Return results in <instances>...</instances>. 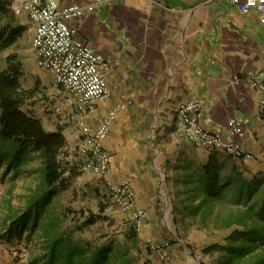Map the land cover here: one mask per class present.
I'll use <instances>...</instances> for the list:
<instances>
[{
	"label": "crops",
	"instance_id": "0c3cea01",
	"mask_svg": "<svg viewBox=\"0 0 264 264\" xmlns=\"http://www.w3.org/2000/svg\"><path fill=\"white\" fill-rule=\"evenodd\" d=\"M51 1L85 8L82 17L71 21L78 29L75 37L112 63L111 95L96 102L90 122L97 127L116 110L105 140L111 154L107 177L114 184L128 179L136 191L134 207L147 210L140 238L162 241L174 229L186 228L188 242L206 249L215 243L206 235V226L174 222L201 200L189 197L200 185V173L213 167L222 179L233 176L235 182L245 180L264 188V114L259 113V93L252 87L254 78L264 76V19L223 0H41ZM12 3L15 7L18 0ZM23 17L29 22L27 13ZM55 85L53 113L43 109L30 113L47 130L61 131L73 151L81 137L79 112L73 98ZM190 100L202 106L205 125L226 138H238L230 131V120L242 122L243 142L255 158L208 151L189 140L177 118L180 104ZM4 211L0 264H29V258L21 262L9 252L14 240L24 243L26 237L11 241L2 237L13 217L10 210ZM39 238L36 243L46 248L47 261L51 239ZM183 245H172L176 264L207 260L205 252L196 255ZM39 253L35 264L43 261Z\"/></svg>",
	"mask_w": 264,
	"mask_h": 264
},
{
	"label": "trees",
	"instance_id": "16d2710c",
	"mask_svg": "<svg viewBox=\"0 0 264 264\" xmlns=\"http://www.w3.org/2000/svg\"><path fill=\"white\" fill-rule=\"evenodd\" d=\"M8 5L0 1V13L8 11ZM25 30L23 24H7L0 30V47L12 45ZM23 63L15 54L7 58V65L0 70V166L7 164L6 172L15 169L13 177L20 174L24 166L37 161L35 169L41 181L28 197L27 207L11 218L2 237L11 241L22 238L26 230L32 236L45 217L51 218L42 226V235L50 238L46 264H137L128 251L114 242H108L95 249L90 255L82 243L71 241L68 233L60 230L58 218L51 217V204L59 185H67L76 170L67 159L68 143L61 131H49L42 120L24 109L34 91L26 89L21 81ZM200 185L194 189L192 199L201 197L198 211L210 202H220L230 208L226 219L219 220L228 228L241 224L227 237L225 244L214 243L206 251L217 250L221 264H264V191L258 185L245 180L234 181L233 176L222 179L218 169L209 167L198 177ZM189 189L187 193H190ZM106 206L100 204V213H83L85 226L102 219ZM208 209H206L207 211ZM207 212L204 214L206 215ZM128 238L137 240L138 232L133 222ZM65 236V237H64Z\"/></svg>",
	"mask_w": 264,
	"mask_h": 264
},
{
	"label": "built area",
	"instance_id": "2783aa9c",
	"mask_svg": "<svg viewBox=\"0 0 264 264\" xmlns=\"http://www.w3.org/2000/svg\"><path fill=\"white\" fill-rule=\"evenodd\" d=\"M223 1L230 2L244 14L256 13L264 19V0ZM15 10L18 13L27 12L34 25L33 48L38 65L53 74L56 84L73 98L79 112L81 137L78 155L82 170L94 172L104 179L112 202L128 214L138 230L143 229L147 210L134 207L136 191L131 182L124 179L114 184L107 177L111 154L105 148V140L116 110L97 127L90 122L96 102L111 95L108 76L112 63L90 44L75 37L78 29L71 21L82 17L85 8L78 4L61 7L52 1L43 3L41 0H18ZM252 87L259 93V113L264 114V76L254 78ZM204 116L199 102H184L178 108V127L189 140L208 151L221 150L240 159L255 158L243 142L246 130L242 122L236 118L230 120V131L238 138L229 139L221 132L207 127ZM146 245L155 257L151 264H176L169 240L147 238ZM9 252L13 258L26 262L27 251L23 245L9 248Z\"/></svg>",
	"mask_w": 264,
	"mask_h": 264
},
{
	"label": "rangeland",
	"instance_id": "374dc122",
	"mask_svg": "<svg viewBox=\"0 0 264 264\" xmlns=\"http://www.w3.org/2000/svg\"><path fill=\"white\" fill-rule=\"evenodd\" d=\"M0 1L7 4L9 8L8 11L0 13V30L9 23L13 25L23 24L25 26L23 34L12 45L0 47V70L6 67L7 58L10 55H17L23 63L24 74L21 78L22 84L26 89L34 91L32 98L27 102L24 109L29 113L31 110L37 112L39 109H43L47 113H53V110L56 109V82L47 70L41 68L36 61L33 48L35 37L34 25L27 12L25 13L29 17V22L26 23L23 17L24 12L18 13L12 1ZM58 87L63 90L60 86ZM67 159L76 172L67 181L68 183L65 187L61 185L57 187L56 196L51 204V217L58 218L60 230L68 233L67 237L69 239L71 237V241L82 243L83 247L88 251V255L95 251L96 248L108 242H114L123 251H128L129 256L133 257V260L137 264L153 263L155 257L146 245L147 239L140 238L142 229H137L138 238L136 241L129 239L127 233L132 226V221L112 202L109 188L104 186L105 184L100 180V177L94 172L82 170L78 146L73 151L68 150ZM37 166L38 162L35 161L28 166L22 167L17 177H13L15 169L6 172V163L0 166V215L5 212L4 210H10L14 217L26 209L29 195L41 181L39 172L35 171ZM262 191H264V188H262L259 194H262ZM200 201H197L194 205L200 204ZM100 204L106 206L103 213L104 217L93 224L85 226L83 224L84 216L82 212L99 214L101 212ZM195 206H192L191 210L189 209L185 215L175 217V224L180 225L181 222H186L193 227L196 225H199V227L206 226L208 229L206 235L219 244H225L226 237L235 228H243L241 224H235L233 227L228 228L223 224L222 220L218 219L219 216L222 219H226L230 214V207L227 205H223L220 202H210L209 205H203L198 211H195ZM206 209L208 210L206 211ZM119 211L122 214H119ZM206 212L207 214L204 215ZM120 215L122 216L120 217ZM50 220L51 218L49 217L44 218L38 230L32 235L33 238L32 236H28L29 230H26L24 233V238L26 237L24 243L18 242L20 241L19 239L14 240L15 246L21 243L20 245L25 247L27 260L28 258L30 259L29 264H35L33 260L37 258L36 253L39 252L42 257L41 259H43V261L40 260V263L46 264V254L44 253L46 248L38 246L36 240L42 237V226L46 225L47 222L49 223ZM189 237L190 232L186 228L182 229V231L174 229L173 232L165 235L163 240H169L171 245L184 243L183 247H187L196 255L205 252L207 260L198 257L201 260L199 264L222 263L219 251L199 249L195 243L188 242ZM118 262H120V259Z\"/></svg>",
	"mask_w": 264,
	"mask_h": 264
}]
</instances>
